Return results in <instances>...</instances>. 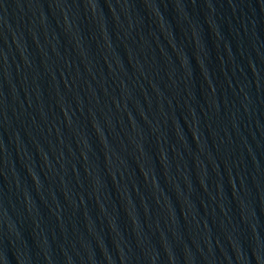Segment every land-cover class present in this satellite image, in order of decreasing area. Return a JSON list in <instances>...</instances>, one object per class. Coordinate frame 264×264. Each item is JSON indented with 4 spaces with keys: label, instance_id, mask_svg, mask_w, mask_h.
<instances>
[{
    "label": "water",
    "instance_id": "water-1",
    "mask_svg": "<svg viewBox=\"0 0 264 264\" xmlns=\"http://www.w3.org/2000/svg\"><path fill=\"white\" fill-rule=\"evenodd\" d=\"M0 264H264V0H0Z\"/></svg>",
    "mask_w": 264,
    "mask_h": 264
}]
</instances>
